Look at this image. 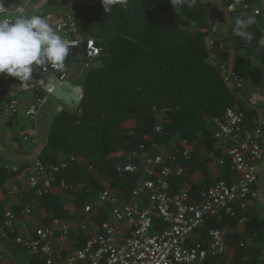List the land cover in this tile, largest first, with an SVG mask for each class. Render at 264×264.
Here are the masks:
<instances>
[{"label":"trees","instance_id":"1","mask_svg":"<svg viewBox=\"0 0 264 264\" xmlns=\"http://www.w3.org/2000/svg\"><path fill=\"white\" fill-rule=\"evenodd\" d=\"M230 1H227L228 6ZM87 9L80 7L76 13L82 21L79 28L87 35L104 40L99 46L104 49L106 67L91 70L88 74L80 113L63 110L56 116L49 141L39 159L45 166L66 165L65 171L57 175L54 187H60L61 181L76 187L74 195L77 204L82 207L91 202L90 196H97L105 189L96 176L111 181L110 187L123 194L124 203L129 201L136 184L142 180L141 173L120 176L116 166L124 160V152L136 150L141 145L149 148L151 142L146 137H153L158 144H169L176 134H180L181 140H187L194 146V151L188 160L177 156L178 164L185 166L196 160L201 145H196L199 133L203 132L206 140L202 144L208 146L213 135L206 125L207 118L221 117L234 104V97L224 79L213 66L207 64L209 54L205 34L185 29L208 16L207 7L201 0H197L194 9H174L170 0H128L126 7L116 0L110 13L104 11L100 0L93 7L89 20H85L82 14L87 13ZM248 30L252 33L250 42H234L238 50H245L246 53L244 57L235 58L233 71L239 77L251 80L254 85L263 86L264 52L258 47L263 32L253 26ZM137 46L140 51H148L151 66L132 64L136 59L125 57L130 49L139 53ZM152 57H157V60L152 62ZM227 59L225 68L229 70L232 56L228 55ZM255 60L260 65L255 64ZM128 66L139 68L145 75V80L140 82L143 89L152 87L156 82V91H124L127 87H122L119 79L122 81L123 73L130 68ZM3 75L7 74H0L1 77ZM153 92L159 93L156 101H151L149 97ZM163 110V134H159L155 131L159 123L157 112ZM132 120L136 122L134 127L123 128L125 122ZM167 164L170 165L171 161L167 160ZM5 172L0 169V188L7 180V175H3ZM185 177L186 174L171 176L172 193L182 190ZM220 180L231 183L233 175L232 180ZM77 185L82 188L79 190ZM64 197L52 193V190L39 197V209L47 212L45 224L67 218L69 213ZM107 210L99 209L98 224L109 219ZM214 220L207 222L206 231L214 228ZM156 226L159 229L164 227L159 220H156ZM215 228L219 229L220 225ZM9 236L13 239L16 234L9 232ZM89 238V234L83 233L79 238L70 236L77 247H82ZM12 244L18 264H43L32 255L21 256L20 252L28 250L22 245ZM240 250L241 264H257L259 252L252 256L248 250ZM226 258L227 254L219 258L209 257L206 264H218Z\"/></svg>","mask_w":264,"mask_h":264},{"label":"built area","instance_id":"2","mask_svg":"<svg viewBox=\"0 0 264 264\" xmlns=\"http://www.w3.org/2000/svg\"><path fill=\"white\" fill-rule=\"evenodd\" d=\"M234 2L241 4L240 18L248 20L249 26L256 25L263 15L262 11L257 9L253 2ZM4 7L5 18L17 17L18 12L10 10L5 4ZM64 26L72 37V40L68 41L70 47L84 49V67L91 70L94 63L104 56L103 48L95 39H83L79 36L76 12L72 11L65 22L56 26V30L62 33ZM65 64L66 68L63 70L50 65L33 67L32 77L52 73L64 76L68 69L66 61ZM223 79L226 84H236L240 88L247 84L246 80L234 71L225 72ZM46 103V98H37L35 104L25 112V116L36 119L39 110ZM21 111L17 101L4 106L6 117L18 116ZM163 113L164 110L157 112L159 123L155 131L159 134H163ZM244 118L241 110L231 107L223 116L210 120L217 132V141L228 145L226 156L219 159L217 165L229 169L233 175L232 183L217 181L207 192L201 194L197 202L191 199L189 187L172 193L171 176H183L186 173L178 164L177 156L181 155L188 160L192 153L190 143L180 140L171 156H166V145L153 141L149 148L141 145L138 149L124 154V160L117 165L120 176L141 173L142 180L136 184L128 202L124 203L116 190L105 188L98 193L94 205L85 206V214H92L95 207L108 209L107 221L99 226L93 221H88L77 229L68 223L59 228L52 225L39 226L35 229L34 239L24 240L18 237L15 243L24 246L43 264H61L56 256L55 242L59 236L68 237L72 231L75 236L80 231L89 232L90 238L81 248L72 249L68 253L64 258L66 264H206L209 257L219 258L226 255L229 246L224 231L211 229L203 240H195L193 236L197 231L205 229L210 219L222 221L226 215L237 219L240 225H245L249 220L246 214L238 217L236 207L243 212L247 210V203L258 183L257 167L263 151L259 143L261 131L256 129L244 133ZM167 160L171 161L170 165ZM65 169L64 163L45 166L37 160L30 170V188L36 191L39 197L43 196L53 189L57 175ZM60 188L70 194L77 192L76 187L68 185L65 181H61ZM11 193H19V190L14 187ZM31 213L32 209H25V214ZM156 220L163 224V229L156 226ZM14 221L15 217L10 212L5 213L0 220V223H3L0 226V261L6 255L1 239L9 238L7 229L14 226ZM92 228L97 230L92 231ZM261 233L264 237V226ZM248 246V242L239 245L243 250ZM257 264H264V248Z\"/></svg>","mask_w":264,"mask_h":264},{"label":"crops","instance_id":"3","mask_svg":"<svg viewBox=\"0 0 264 264\" xmlns=\"http://www.w3.org/2000/svg\"><path fill=\"white\" fill-rule=\"evenodd\" d=\"M227 1L228 0H201V3L207 7L208 16L202 22L191 23L189 27L185 28L189 32L200 31L205 34V44L209 54L207 64L213 66L221 78H223L225 72L232 73L235 58L237 56L244 57L246 53L245 50L241 51L236 48L233 39V25L231 23V14L234 12L240 14L241 4L231 0L228 6ZM243 1L253 2L256 8L260 9L263 13V0ZM3 2L10 10L18 12L17 16L30 15L33 12L46 16L49 23L56 29L59 23L65 22L67 16L72 11L77 13L80 7L89 8L87 9L89 13L84 12V14H82L83 19L89 20L93 7H96L100 0H56L54 2H51V0H3ZM80 22L82 23V21L78 19L79 36L81 38L95 39L98 45L104 42L102 38H97L91 34L87 35L79 28ZM252 26L263 32V15L258 19L257 24ZM123 39L127 38L124 37ZM123 44L125 45L126 43ZM129 46L132 45L130 44ZM136 49L139 53L135 51L132 52V49H130L131 51L128 50L125 57L128 59H136L132 64L143 65V67H147L146 64L151 66L149 62L150 59L148 60V51H140L138 46ZM118 51L119 50L116 52ZM228 55H231L232 59L229 70H226L225 67L228 61ZM103 58L104 57L100 59L103 63V67L97 69L106 67ZM156 60L157 57L151 58L152 62ZM66 63L68 69L63 78L72 85L81 86L85 92L88 74H90L91 70L96 69H85L84 55L81 59H75L69 54ZM130 63L131 62H127V64ZM254 63L260 65L258 60H255ZM263 69L264 65H262L261 71L264 81ZM48 78L49 75H40L32 77L29 81L23 82L8 75L0 76V169H4L6 172L3 173V175H7V180L4 181L3 186L0 188V220L3 219L5 213H12L15 217L14 226L11 229H7V233L8 235L9 232L16 234L13 239L9 236L8 239L1 240L6 250L5 256L9 258L11 264H18L16 256L11 248L13 245L12 243H14L15 246L18 245L15 243V239L18 237H22L24 240L34 239V232L37 227L49 226L45 224V221L48 219L47 212L44 209H39L40 198L29 186L31 167L34 162L40 159L42 151L49 141L51 127L56 116L63 110L76 113L61 105L56 99L43 90V86ZM145 78V75L140 72L139 68L133 69L130 67L123 73L122 81L119 79V83L122 87H127V90L124 91H156V82H154V85L150 88L143 89L141 87L142 85L140 82L145 80ZM246 82L247 84L242 88L238 87L236 84L226 85L234 97V104L232 106L244 113L243 132H253L256 129L261 131L259 143L263 154L257 167L258 183L254 187L252 195L247 203V210L243 212L239 207H236L238 216L241 217L246 214L249 218L248 222L245 225H240L237 219L227 217L226 215V217L223 216L222 221L217 219L214 220L215 224L212 229H216L215 227L220 225L219 229L226 234L229 246L227 258L224 262H221L223 264H241V250L239 245L243 242L249 243L246 250H248L252 256L257 255L258 252L261 255V251L264 248V237L261 233L264 226V91H262L264 85H254L251 80H246ZM143 97L145 98V96H142V98ZM149 97L151 101H156L159 97V93L153 92ZM37 98H46L47 103L39 110L36 119H30L25 116V112L35 104ZM12 101H17L22 111L19 113L17 120L10 124V122L6 120L7 117L4 113V106L6 103ZM211 119L213 118H207L206 122L207 127L213 134L209 146L202 144L206 138L203 132H200L196 141V145L201 144L198 149V158L193 162L186 163L185 166L183 164L181 165L186 172V179L182 189L184 187H189L191 190V199L196 202L200 200L202 193L207 192L220 179L232 180L229 169L217 165V161L226 156L228 145L217 141V132L210 122ZM135 125L136 122L132 120L125 122L123 128L130 129ZM25 138H27V140H25ZM146 139L151 143L153 142V137H146ZM180 140V134H176L169 144H165L166 149L164 153L166 156H171L173 149L178 145ZM190 149L191 152L194 151V146L191 144ZM127 152L130 151H126L124 154L126 155ZM13 172H16V174H13ZM95 178L100 180L105 188L114 189L110 187L111 181L104 178L99 179L98 176ZM77 186L79 190L82 188L80 185ZM14 187L19 190V193H11ZM116 191L123 196L119 190ZM63 192L64 191L60 187H53L52 189V193L54 194L65 195L64 202L69 215L66 219L53 221L50 223V226L52 225L59 228L62 224L68 223L77 229L88 221H93L97 226L102 224H98L96 221L99 216V209L105 208L95 207L92 214H85L84 212L86 205H94L97 196H90V198H92L91 202L86 203L84 207H82L77 204V197L74 194H64ZM123 201H125L124 197ZM26 208L32 209V213L25 214ZM2 225L3 223H0V226ZM91 230L96 231L97 228H92ZM209 230L207 229L206 231L205 228L197 231L193 238L195 240H203L206 238ZM82 233L90 234L89 232L84 233L80 231L78 235L75 236V232L72 231L68 237L59 236L57 238L55 242L56 256L58 260L61 261V264H66L64 258L72 249L81 248L80 246H74V241L70 239V236L74 235L76 238H79ZM76 243L78 244L79 241Z\"/></svg>","mask_w":264,"mask_h":264},{"label":"clouds","instance_id":"4","mask_svg":"<svg viewBox=\"0 0 264 264\" xmlns=\"http://www.w3.org/2000/svg\"><path fill=\"white\" fill-rule=\"evenodd\" d=\"M126 7L128 0H120ZM104 11L110 13L116 0H101ZM174 9H194L197 0H171ZM6 9L0 0V74H7L19 81H29L34 68L50 65L56 69H65V61L72 48L50 23L46 16L33 12L5 18ZM249 21L238 17L233 24L235 36L251 41L252 33L248 30ZM264 48V35L258 42Z\"/></svg>","mask_w":264,"mask_h":264},{"label":"water","instance_id":"5","mask_svg":"<svg viewBox=\"0 0 264 264\" xmlns=\"http://www.w3.org/2000/svg\"><path fill=\"white\" fill-rule=\"evenodd\" d=\"M240 17V14L234 12L231 14V23L234 24L235 20ZM263 19H264V0H263ZM234 33V31H233ZM64 38L68 41L72 40V37L68 33V29L64 26V30L60 33ZM236 43L245 42L244 38L237 37L234 34L233 37ZM73 58L81 59L84 55L82 47L72 48L70 52ZM103 67V63L101 60L97 61L93 69H97ZM43 90H45L49 95H51L54 99H56L61 105L66 107L67 109L78 112L81 109V105L85 96L84 89L78 85H72L70 82L66 81L63 76H60L56 73H52L49 75L47 82L43 86ZM8 102L6 104H10ZM18 116L14 115L11 117H7L6 120L12 124L16 121Z\"/></svg>","mask_w":264,"mask_h":264},{"label":"rangeland","instance_id":"6","mask_svg":"<svg viewBox=\"0 0 264 264\" xmlns=\"http://www.w3.org/2000/svg\"><path fill=\"white\" fill-rule=\"evenodd\" d=\"M21 256H30L31 253L28 252V251H25V252H21L20 253ZM0 264H11L9 258H6V256L0 261Z\"/></svg>","mask_w":264,"mask_h":264}]
</instances>
